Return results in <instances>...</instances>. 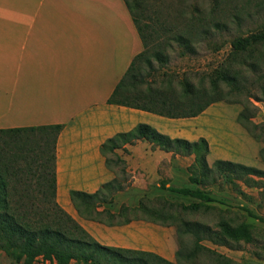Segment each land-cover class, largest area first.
<instances>
[{"label":"crops","instance_id":"1","mask_svg":"<svg viewBox=\"0 0 264 264\" xmlns=\"http://www.w3.org/2000/svg\"><path fill=\"white\" fill-rule=\"evenodd\" d=\"M143 49L123 0H0V130L63 125L56 150L57 203L101 245L172 261L175 247L172 241L168 252L167 227L85 219L71 193L98 192L118 177L119 165L127 166L134 185L170 187L195 156L144 140L106 153L104 145L148 125L172 140L206 139L211 164L225 160L253 167H259L263 146L239 123L235 107L211 105L197 117L170 118L109 104Z\"/></svg>","mask_w":264,"mask_h":264},{"label":"trees","instance_id":"2","mask_svg":"<svg viewBox=\"0 0 264 264\" xmlns=\"http://www.w3.org/2000/svg\"><path fill=\"white\" fill-rule=\"evenodd\" d=\"M123 1L144 49L133 59L111 95L109 104L142 109L170 118H189L199 116L219 102L239 104L245 93L248 102L251 99L264 101V28L234 38L231 50L222 63L208 75L199 77L197 82L185 76L176 80L174 75L163 73L160 81L148 83L142 74L143 67L149 68L151 75L155 74L157 70L153 60L164 66L167 61L162 50L173 42L179 45L184 55L187 51L195 52L194 42L201 44L211 39L214 33L211 13L217 5L214 4L212 11L208 12L202 2L196 6L197 14L190 21L162 25L161 30L168 37L157 43L154 38L159 35L156 25L144 21L147 18L145 0ZM215 28L220 31L219 25ZM257 89L261 97L256 95L254 90ZM248 115L246 107L239 113L238 121L245 127L251 124ZM62 130L63 125L0 130V135L10 136L14 145L11 156L4 158L0 164V250L16 262L23 261V264H34L40 258L53 264H173L151 252L101 245L57 203L56 150ZM254 137L258 140L257 136ZM131 140L155 143L183 156L194 155V163L188 170L202 175L203 179H193L199 186H206L213 170L227 182L234 183L235 187H238L235 182L240 181L248 188H259L264 181V171L257 167L225 160H217L210 167L207 161L209 143L204 138L193 143L172 140L148 125H139L135 131L109 140L103 151L106 153ZM261 155H264V149ZM33 177L38 183L33 182ZM161 188L196 200L189 205L181 204L184 212L199 213L203 208L211 209V203L219 202L202 187L166 188V185H161ZM37 191L42 194L43 202L35 201L33 194ZM117 191L118 183L114 180L94 194L72 192L71 199L80 215L88 220L110 226L126 225L134 221L127 216L130 213L135 217L142 215L143 220L155 224L175 225L179 236L191 234L195 239L193 248L188 252L179 250V264H202L197 262V258L203 254H209L213 264H225L224 257L203 246L202 242L206 239L215 245L237 250L242 242L254 243L249 224L232 225L222 219L217 224L219 230H213L169 213L164 205L141 202L135 208L124 205L118 213L99 210V207L113 203V195Z\"/></svg>","mask_w":264,"mask_h":264},{"label":"rangeland","instance_id":"3","mask_svg":"<svg viewBox=\"0 0 264 264\" xmlns=\"http://www.w3.org/2000/svg\"><path fill=\"white\" fill-rule=\"evenodd\" d=\"M202 2L208 12L212 11L211 7H214V4L217 5L216 10L211 13L213 36L210 40L201 44L194 42L195 52L187 51L184 55H182L179 45L173 42L170 47L162 50V54L167 61L164 66L161 67L157 61L153 60V65L157 70L155 74L151 75L149 68L143 67L142 74L148 83L160 81L163 73L174 75L176 80H179V77L185 76L197 82L199 77L208 75V73L222 63L231 50V41L234 38L264 28V0H145L147 18L144 21L156 25L159 35L154 36V38L158 43V41L161 42L168 37L167 33H163L161 30L162 25L172 26L190 21L197 14L195 10L196 6L201 5ZM215 25L220 26V31L215 28ZM254 91L256 95L261 97L258 89ZM247 96L245 93L242 96L243 98H241L242 102L239 104L223 101L212 106L216 108H219L221 105L235 107L240 111L246 107L251 124L248 123V127L242 126L249 132L251 137H258L257 144L262 145L263 150L264 101L251 99L248 102ZM121 144H125V142ZM13 147L14 145L10 136L5 137L0 135L1 165L4 158L11 156ZM208 164L212 167L214 163L208 162ZM258 164L259 167L257 168L264 171V155H261ZM194 172H190L189 170L179 172V180H176L174 185L170 187H202L204 190L209 191L219 200L217 203H211L210 207L212 208L209 210L203 208L199 213L184 212L180 205H189L196 200L162 190L161 186L144 187L134 185L135 180L126 165H119L118 177L115 179L118 183V191L113 195V203L103 205L98 209H107L113 213H118L124 205L135 208L141 202H144L147 205H164L167 207L169 213H174L183 220L206 225L213 230H219L217 224L222 219L228 220L232 225L246 223L251 225L254 243L242 242L241 248L237 250L215 245L206 239L202 242L203 246L224 257L225 259H219H222L225 264H228V260L233 262L231 264H264V181L259 188H248L240 181L235 182L238 185V187H235L234 183L227 182L213 170L208 176L209 181L206 186H199L194 183L193 179H203V177L201 174L195 175ZM32 180H34V183H38L34 177ZM166 188L169 187L166 186ZM33 196L38 203L43 202V196L40 192H35ZM127 216L133 218L134 221H144L142 215L135 217L129 213ZM104 219L106 218L104 217ZM165 227L172 233L168 244V252H173L171 251L172 241L175 247L173 259L170 262L179 264L177 255L179 250L182 249L184 252L190 251L193 248L195 239L191 234L179 236L178 227L175 225ZM215 259H217L216 256ZM197 262L213 264L209 254L200 255L197 258ZM0 264H23V261L16 262L0 250ZM34 264L53 263L40 258Z\"/></svg>","mask_w":264,"mask_h":264},{"label":"bare ground","instance_id":"4","mask_svg":"<svg viewBox=\"0 0 264 264\" xmlns=\"http://www.w3.org/2000/svg\"><path fill=\"white\" fill-rule=\"evenodd\" d=\"M47 86H48V85H47ZM47 86H46V87H47ZM47 95H48V94H47ZM60 95H61V94H60ZM58 96H59V95H58Z\"/></svg>","mask_w":264,"mask_h":264}]
</instances>
